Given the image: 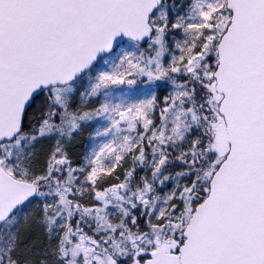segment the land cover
<instances>
[{"label": "snow or ice", "instance_id": "1", "mask_svg": "<svg viewBox=\"0 0 264 264\" xmlns=\"http://www.w3.org/2000/svg\"><path fill=\"white\" fill-rule=\"evenodd\" d=\"M0 264H264V0H0Z\"/></svg>", "mask_w": 264, "mask_h": 264}]
</instances>
